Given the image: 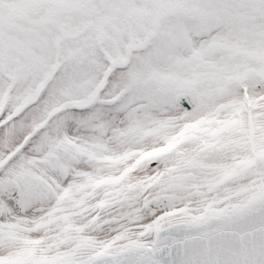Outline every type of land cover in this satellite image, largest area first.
<instances>
[{"label":"snow or ice","instance_id":"snow-or-ice-1","mask_svg":"<svg viewBox=\"0 0 264 264\" xmlns=\"http://www.w3.org/2000/svg\"><path fill=\"white\" fill-rule=\"evenodd\" d=\"M0 264H264V0H0Z\"/></svg>","mask_w":264,"mask_h":264},{"label":"rangeland","instance_id":"rangeland-1","mask_svg":"<svg viewBox=\"0 0 264 264\" xmlns=\"http://www.w3.org/2000/svg\"><path fill=\"white\" fill-rule=\"evenodd\" d=\"M28 11L29 8L24 4H0V18H3L6 23L16 22L17 20L22 19Z\"/></svg>","mask_w":264,"mask_h":264}]
</instances>
